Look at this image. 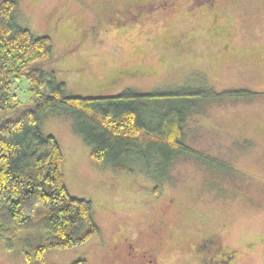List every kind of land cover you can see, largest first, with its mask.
I'll return each mask as SVG.
<instances>
[{
  "label": "rangeland",
  "instance_id": "374dc122",
  "mask_svg": "<svg viewBox=\"0 0 264 264\" xmlns=\"http://www.w3.org/2000/svg\"><path fill=\"white\" fill-rule=\"evenodd\" d=\"M15 19L51 37V58L32 66L54 71L66 95L255 92L200 102L184 142L203 159L179 156L158 181L140 165L98 164L69 112L45 114L67 187L92 202L101 228L80 246L49 250L45 264H264V0H17ZM12 87L20 106L33 104L25 76ZM0 264L43 263L2 244Z\"/></svg>",
  "mask_w": 264,
  "mask_h": 264
},
{
  "label": "trees",
  "instance_id": "16d2710c",
  "mask_svg": "<svg viewBox=\"0 0 264 264\" xmlns=\"http://www.w3.org/2000/svg\"><path fill=\"white\" fill-rule=\"evenodd\" d=\"M16 5L17 0H0V115H14L0 123V245L8 250L17 247L29 260L45 264L49 250L80 246L101 235L92 202L73 196L67 187L62 147L54 135L41 129L45 114L69 112L98 164L120 172L140 165L146 176L158 181L179 156L203 159L184 142L185 121L200 102L248 98L255 92L187 87L66 95L65 82L54 71L32 66L51 58L52 39L20 26ZM23 76L29 81L33 104L20 106L12 86ZM206 162L222 165L217 159ZM34 231L41 233L37 242L29 235ZM25 234L27 238L21 239ZM71 264L88 263L79 258Z\"/></svg>",
  "mask_w": 264,
  "mask_h": 264
},
{
  "label": "flooded vegetation",
  "instance_id": "af4514ba",
  "mask_svg": "<svg viewBox=\"0 0 264 264\" xmlns=\"http://www.w3.org/2000/svg\"><path fill=\"white\" fill-rule=\"evenodd\" d=\"M130 243H131V242H130ZM131 245H132V243L130 244L129 247H132V248L134 249V246H131ZM124 254H125V253H124ZM127 255H130V250L127 251ZM228 257H229V254H228ZM223 261H227V257H226V256L223 257Z\"/></svg>",
  "mask_w": 264,
  "mask_h": 264
}]
</instances>
